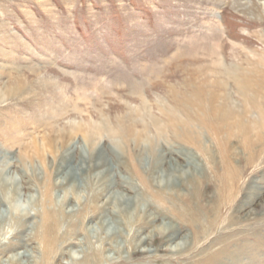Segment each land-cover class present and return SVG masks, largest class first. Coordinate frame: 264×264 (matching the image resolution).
Masks as SVG:
<instances>
[{
  "label": "rangeland",
  "instance_id": "obj_1",
  "mask_svg": "<svg viewBox=\"0 0 264 264\" xmlns=\"http://www.w3.org/2000/svg\"><path fill=\"white\" fill-rule=\"evenodd\" d=\"M3 191L0 264H264V0H0Z\"/></svg>",
  "mask_w": 264,
  "mask_h": 264
},
{
  "label": "bare ground",
  "instance_id": "obj_2",
  "mask_svg": "<svg viewBox=\"0 0 264 264\" xmlns=\"http://www.w3.org/2000/svg\"><path fill=\"white\" fill-rule=\"evenodd\" d=\"M5 183H4V185L2 186V187H5ZM5 191H3V192H0V201H2V203H6L7 201V196H6V194L4 193ZM11 208V209H10ZM9 208V210L10 211H8V212H6V213H4L3 211H1L0 210V221H2V220H4L8 215L7 214H9V212L10 213H13V214H17V213H19V209H16L15 207H13V209H12V207H10ZM177 210V209H176ZM181 210V209H180ZM13 214H11V215H13ZM9 218V217H8ZM17 219L19 218V217H16Z\"/></svg>",
  "mask_w": 264,
  "mask_h": 264
}]
</instances>
